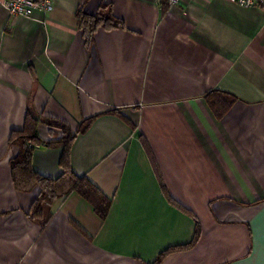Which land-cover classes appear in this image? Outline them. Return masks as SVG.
Returning a JSON list of instances; mask_svg holds the SVG:
<instances>
[{
    "label": "crops",
    "instance_id": "obj_1",
    "mask_svg": "<svg viewBox=\"0 0 264 264\" xmlns=\"http://www.w3.org/2000/svg\"><path fill=\"white\" fill-rule=\"evenodd\" d=\"M53 2L30 20L0 0V264H154L197 226V243L161 264H264V10ZM79 13L122 25L87 42ZM28 116L43 142L33 170L62 176L63 147L46 144L63 137L49 123L63 124L72 172L112 199L105 220L77 193L34 216L41 189L18 190L11 172Z\"/></svg>",
    "mask_w": 264,
    "mask_h": 264
},
{
    "label": "trees",
    "instance_id": "obj_2",
    "mask_svg": "<svg viewBox=\"0 0 264 264\" xmlns=\"http://www.w3.org/2000/svg\"><path fill=\"white\" fill-rule=\"evenodd\" d=\"M167 3V0H163ZM79 26L83 31L85 41L90 42L98 28H112L122 25V22L111 17H105L103 14L97 13L90 15L86 13H79ZM219 95L217 92H211L207 95V99L211 106H214L213 97ZM225 105L224 109L228 107L231 102L221 103ZM217 105V104H216ZM95 118L84 121L78 133L85 132L93 123ZM39 120L27 117L25 126L22 131H14L10 138V143H17L20 146V154L16 160L11 163L12 179L15 187L20 191H30L39 187L41 193L32 205V212L34 216L42 214L44 206H52L55 200L65 197L70 193H77L86 201H88L96 215L105 220L109 214L112 199L108 198L92 181L85 177L75 175L71 170L70 150L75 140L76 135H72L70 131L62 124L50 122L49 125L62 130L63 137L53 143L46 145H60L63 147V155L61 159V166L63 174L58 179H51L43 177L33 170L31 156L33 152V145H40L43 142L38 137ZM154 163V162H153ZM200 227H196L193 241L182 247H172L165 250L154 264H161L164 257L181 250L193 247L200 237Z\"/></svg>",
    "mask_w": 264,
    "mask_h": 264
},
{
    "label": "built area",
    "instance_id": "obj_3",
    "mask_svg": "<svg viewBox=\"0 0 264 264\" xmlns=\"http://www.w3.org/2000/svg\"><path fill=\"white\" fill-rule=\"evenodd\" d=\"M244 7H260L264 10V0H230ZM159 4L162 0H158ZM169 6H177L180 0H167ZM3 8L15 18L35 19L37 12L50 13L54 9L53 0H2Z\"/></svg>",
    "mask_w": 264,
    "mask_h": 264
}]
</instances>
